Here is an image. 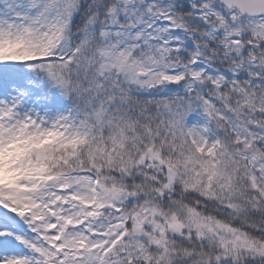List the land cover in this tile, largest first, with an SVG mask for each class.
Here are the masks:
<instances>
[{
  "label": "snow or ice",
  "instance_id": "obj_1",
  "mask_svg": "<svg viewBox=\"0 0 264 264\" xmlns=\"http://www.w3.org/2000/svg\"><path fill=\"white\" fill-rule=\"evenodd\" d=\"M0 264H264V0H0Z\"/></svg>",
  "mask_w": 264,
  "mask_h": 264
}]
</instances>
